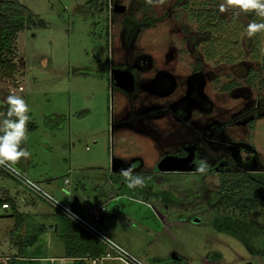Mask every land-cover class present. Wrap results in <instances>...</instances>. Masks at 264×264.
Instances as JSON below:
<instances>
[{"label": "rangeland", "instance_id": "rangeland-1", "mask_svg": "<svg viewBox=\"0 0 264 264\" xmlns=\"http://www.w3.org/2000/svg\"><path fill=\"white\" fill-rule=\"evenodd\" d=\"M112 1L20 0L30 16L16 38L19 70L0 83V105L14 93L29 106L25 146L32 155L20 169L66 205L75 197L86 210L97 199L108 203L114 220L99 226L148 264H264V208L241 214L216 208L213 197L218 169L264 183V32L246 34L250 22L264 21L236 9L221 13L224 0H114L126 12ZM113 67L132 73V88L116 83ZM161 68L179 83L200 72L215 108H191L184 121L170 110L150 116L153 105L167 104L155 87ZM246 105L255 109L238 112ZM213 119L219 143L203 138ZM191 158L206 170L165 171L169 161ZM114 159L154 174L145 187L129 189L112 173ZM17 210L32 209L18 199ZM8 214L0 206V263L17 251L16 217ZM54 242L50 254L63 248L57 236Z\"/></svg>", "mask_w": 264, "mask_h": 264}, {"label": "trees", "instance_id": "trees-1", "mask_svg": "<svg viewBox=\"0 0 264 264\" xmlns=\"http://www.w3.org/2000/svg\"><path fill=\"white\" fill-rule=\"evenodd\" d=\"M202 15L199 13L197 16ZM30 10L20 0H0V83L12 79L19 70L17 65L16 38L26 28ZM211 24L201 26V30ZM264 63V56H263ZM6 102L0 111V121L6 118ZM22 147L26 148L25 142ZM0 174L20 183L0 170ZM214 206L218 209L238 211L248 214L256 208H264V183L255 180L246 171H224L219 173V186L213 193ZM8 201L16 223L13 234L17 253L7 258L4 264H41L46 256V248L39 245L48 226L35 216L22 214L17 210L15 200L0 198V206ZM8 209V210H9ZM54 233L63 243L64 257L73 259V264H90L85 257H98L106 253L105 244L85 232L64 214L54 209Z\"/></svg>", "mask_w": 264, "mask_h": 264}, {"label": "flooded vegetation", "instance_id": "flooded-vegetation-1", "mask_svg": "<svg viewBox=\"0 0 264 264\" xmlns=\"http://www.w3.org/2000/svg\"><path fill=\"white\" fill-rule=\"evenodd\" d=\"M112 4L114 5V10L118 11L116 7L121 4H116L114 0L111 2V5ZM126 9L127 8H125V11L123 12H126ZM140 63H141L140 66L145 67V68L148 67L149 65V62L147 60L144 61L143 59L140 60ZM120 67L123 68L124 64L122 63ZM112 69H110V73L112 74L113 72V76L116 79V83H118L123 88H127V87L120 84L118 80L119 76H121L122 73H126L127 75H129L133 82L132 73L127 68H124L121 71L119 69H116V67H113ZM161 69L162 70L159 71L161 75L157 76L160 79H159V82L155 83V87L158 90V93L162 97L167 98V102H166L167 104L153 105L154 109L149 113L150 116H156V115L164 113L166 110L167 111L170 110L178 119H181L184 121L185 119L188 118L191 108H196V109L200 108L202 111H206V112L211 111L215 108V103L210 98L207 92V82H208L207 78L205 77H203V79L197 78L198 77L197 75H200V72L194 70L186 78H181V80L183 79L182 81L185 80V83L184 82L179 83L175 81L177 80L174 77L175 74L166 70L165 68H161ZM254 109L255 108L253 107L247 108V105H246L244 106V108H239L238 112L240 111V113L244 112V114H248V113H251ZM208 129L209 131L203 134V138L205 139V141L209 143H219L221 127L218 124L217 119H213L211 123L209 122ZM114 163H116L115 166H114ZM174 165H177V166L180 165L182 167L186 166L187 168H189L188 170H186L187 173H191V174L200 173V171L197 170L199 164L195 162L193 158H191L187 162L181 161V163L169 161L166 164L165 168H167L168 166H174ZM122 166L123 164L121 161L114 159L112 173L121 174L120 170L122 169ZM138 170L134 169L133 174L135 173H137L138 175L142 174L144 175V179H145V176L147 178L148 175L154 174V172L138 171ZM220 172H224V171L222 169H218L217 171L218 175Z\"/></svg>", "mask_w": 264, "mask_h": 264}, {"label": "clouds", "instance_id": "clouds-1", "mask_svg": "<svg viewBox=\"0 0 264 264\" xmlns=\"http://www.w3.org/2000/svg\"><path fill=\"white\" fill-rule=\"evenodd\" d=\"M149 4L153 0H147ZM163 4L165 0H157ZM229 9H236L239 13H254L257 17L264 21V0H224L219 5V11L224 13ZM264 32V22H250L247 25L246 34L248 38H253L257 33ZM7 113L6 118L0 121V166L10 167L18 163L21 159H29L32 153L22 147L27 140V124L29 122V106L26 101L19 95L11 93L6 98ZM134 165L129 164L128 167L120 170L126 186L129 189L146 186L145 180L141 176L133 175ZM198 171L206 170V162L198 165ZM59 203V202H58ZM71 214V213H70ZM74 217V214H71Z\"/></svg>", "mask_w": 264, "mask_h": 264}, {"label": "built area", "instance_id": "built-area-1", "mask_svg": "<svg viewBox=\"0 0 264 264\" xmlns=\"http://www.w3.org/2000/svg\"><path fill=\"white\" fill-rule=\"evenodd\" d=\"M0 170L15 178L20 185L26 188L31 194L51 205L55 210H58L76 223L85 232L106 245L107 251L105 254L98 257H85L83 258L85 261H88L90 264H103L104 262L110 260L118 261L121 264H148L118 244L104 229L99 226L100 223L103 222V216L107 212L105 203L98 202L88 210L84 207L85 216H82L74 211L70 205L64 204L52 194L47 192L36 180L27 176L15 164L10 167L0 166ZM66 182H68L67 179ZM1 207L8 211L10 204L8 201H5ZM70 213L74 214V217Z\"/></svg>", "mask_w": 264, "mask_h": 264}, {"label": "crops", "instance_id": "crops-1", "mask_svg": "<svg viewBox=\"0 0 264 264\" xmlns=\"http://www.w3.org/2000/svg\"><path fill=\"white\" fill-rule=\"evenodd\" d=\"M5 102H6V99L3 101V105L5 104ZM15 165L18 168H21L23 171L27 170V167H25V162H23V160H20ZM111 171H113V168ZM2 177H4V176L2 174H0V189H2V192L5 194V196H6L5 198H11L12 200H15L16 204H17L18 199H20L21 201H26V203L28 205H30V208L32 209L31 211H29L28 214L35 216V218L39 222L46 224L49 228L48 231L43 235V236H47V238L44 240V243L46 245L45 248H46V256L47 257L41 259V264L43 261H49L50 264H70V263L73 264V259L64 257L63 248H62V250L59 249L60 251L57 252V254H50L47 251V250H50L49 247L53 248V243H55L54 239H55L56 235L54 233V229H55L56 223H55L54 211L43 207V204H40V203L37 204V201L31 195H30V197H32V198H30V197L27 198V196L25 195L27 193H24L25 190L22 187H20V185L16 181L12 180L13 183L10 184L8 182H5L3 179H1ZM5 178L11 179V178L6 177V176H5ZM109 197H110V199H114L117 196H114V194H111ZM100 200L97 199L96 202H101ZM105 205L107 206V212L103 216V223L105 222V225H106L107 220H109V219L114 220L115 214L112 213L108 209V203H105ZM106 231H108V229H106ZM16 253H17V251L14 252V255ZM7 258H6V261H7ZM6 261L1 262L0 264H4V263H6ZM114 263H115V261L110 260V261L104 262L103 264H114Z\"/></svg>", "mask_w": 264, "mask_h": 264}, {"label": "water", "instance_id": "water-1", "mask_svg": "<svg viewBox=\"0 0 264 264\" xmlns=\"http://www.w3.org/2000/svg\"><path fill=\"white\" fill-rule=\"evenodd\" d=\"M125 6L124 5H118L116 7V9L120 12H123L125 10ZM120 84H122L123 86L130 88L133 85V82L131 80V77L129 75H127L126 73H122L121 76H119L118 78ZM4 105H0V111L3 109ZM180 163V162H177ZM116 165V163H114V166ZM189 168H187L186 166H180V165H174V166H168L167 168H165V170L168 171H173V170H188ZM70 207L76 211L77 213L81 214L82 216H85V209H84V205L81 201V199L79 197H75L71 203H70ZM7 216H13V214H8Z\"/></svg>", "mask_w": 264, "mask_h": 264}]
</instances>
